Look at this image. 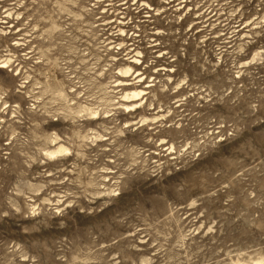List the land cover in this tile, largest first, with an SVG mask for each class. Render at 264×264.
<instances>
[{
	"label": "rangeland",
	"instance_id": "374dc122",
	"mask_svg": "<svg viewBox=\"0 0 264 264\" xmlns=\"http://www.w3.org/2000/svg\"><path fill=\"white\" fill-rule=\"evenodd\" d=\"M144 2L0 0V264H264V0Z\"/></svg>",
	"mask_w": 264,
	"mask_h": 264
},
{
	"label": "bare ground",
	"instance_id": "6f19581e",
	"mask_svg": "<svg viewBox=\"0 0 264 264\" xmlns=\"http://www.w3.org/2000/svg\"><path fill=\"white\" fill-rule=\"evenodd\" d=\"M143 1V5L145 6V8L146 7H148L147 5H146V3L144 2L145 0H142ZM119 2V1H118ZM136 2V1H135ZM134 2V3H135ZM133 3V4H134ZM114 4V3H113ZM120 4H124V3H120ZM108 5H111V4H109L108 3ZM124 6V5H123ZM113 6H111V7H109V8H112ZM120 9V7L119 6H117V7H115V9H114V11L116 12V14L118 15V14H121V15H123V13L124 12H122V11H118ZM7 11V10H6ZM8 12H9V10H8ZM11 12V11H10ZM9 12V13H10ZM5 15V14H4ZM6 15H7V12H6ZM10 15V14H9ZM5 17V16H4ZM8 17V16H7ZM12 17V16H11ZM9 18V17H8ZM116 19H117V24H116V26H117V28H118V31H119V35H122V33H123V31H124V29H122V27H124V25H125V23H124V20H123V17L122 16H120V17H116ZM113 21H115V20H113ZM126 22V21H125ZM116 23V22H115ZM116 29V28H115ZM133 34V33H132ZM134 36H136V34L134 35ZM30 37V36H29ZM152 38V37H151ZM132 40V39H131ZM18 41V40H17ZM23 41V40H22ZM153 42V41H152ZM18 43V42H17ZM20 43V42H19ZM154 43V42H153ZM113 44V43H112ZM114 44H115V42H114ZM119 45H120V49H122V50H126V53H124V55H125V57H126V59L128 60V58H130V60H129V63H131L132 65H136L137 64V61H138V53L140 52V51H137L136 50V46L135 47H131V46H133V43H131V44H129L128 46L125 44V43H123V39H121L120 40V42L118 43ZM149 44H150V42H149ZM151 46H153V45H151ZM124 52V51H123ZM7 62V61H6ZM9 62V61H8ZM2 64H5L4 62L2 63ZM6 65V64H5ZM125 65V64H124ZM0 66H3V65H0ZM127 66V65H126ZM125 67V66H124ZM162 68V67H161ZM122 69V68H121ZM131 70V66H127L126 68H124V69H122V70H120V72L121 73H123L124 75L123 76H126L125 75V73H127L128 71H130ZM138 70V69H137ZM140 71V70H139ZM136 71L134 70V73H135ZM138 72V71H137ZM136 72V74L134 75V77H132V81L135 79V81L134 82H136V81H140V76H139V73H137ZM129 73V72H128ZM122 75V74H121ZM137 79V80H136ZM126 80V79H125ZM121 81V80H120ZM119 81V82H120ZM128 82V81H127ZM134 82H130V83H125V82H123V84L125 85V84H131V83H134ZM137 83V82H136ZM120 84V83H119ZM136 85V84H135ZM146 86H149V85H146ZM145 91V90H144ZM127 92V93H126ZM126 93V94H125ZM122 94H125L124 95V97L125 98H123V99H121V101L122 102H120L121 103V105H120V103H119V105L120 106H122L123 105V111H124V109L126 110V112H128V113H130V114H133V113H135V112H138L140 109H144V108H142V104H141V100L143 99V94H144V92H143V90H141V89H133V90H131L129 93H128V91H124V93H122ZM120 99V98H119ZM117 102V101H116ZM114 104V103H113ZM79 108H80V106H78ZM91 107V106H90ZM89 107V108H90ZM117 107V106H116ZM79 108H77L78 109V111H80L79 110ZM88 108V109H89ZM119 108V107H118ZM152 109V108H151ZM84 110H86L85 108H84ZM77 111V112H78ZM91 111H92V109H91ZM89 112L90 113V115H92V117H90V118H93V117H95V115L94 114H96V113H94V112ZM93 111H94V109H93ZM107 111V110H106ZM81 112H82V110H81ZM107 112H109V111H107ZM106 113V112H105ZM82 114V113H81ZM81 114H80V116H81ZM98 114V113H97ZM96 114V115H97ZM79 115V114H78ZM100 116V115H99ZM98 116V117H99ZM124 116V115H123ZM132 116V115H131ZM140 116V115H139ZM146 116V115H145ZM145 116H143V117H140V121H141V123L142 124H144V123H147L148 121L150 122L151 121V123H153L152 121L153 120H156V117H154V115L152 116V117H150V118H148V117H145ZM158 116V115H157ZM160 116V115H159ZM162 116H163V114H162ZM85 117V116H84ZM87 117V116H86ZM105 117V116H104ZM161 117V116H160ZM88 118V117H87ZM124 119H126L125 117H124ZM135 119H138L137 117H135ZM159 119V118H158ZM125 121V120H124ZM130 121V120H129ZM157 121V120H156ZM133 122V121H132ZM138 122V121H137ZM155 122V121H154ZM99 123H101V122H99ZM125 123V122H124ZM99 126H100V124H99ZM102 126V125H101ZM104 127V126H103ZM104 129H105V127H104ZM93 131V130H92ZM97 132V131H96ZM94 134L95 133H93V135L92 136H94ZM100 134V133H99ZM98 133L97 134H95V135H99ZM102 136V135H101ZM100 136V137H101ZM53 137V136H52ZM95 137V136H94ZM97 137V136H96ZM99 137V138H100ZM55 138V137H54ZM98 138V139H99ZM93 139V138H92ZM101 139V138H100ZM93 140H95V138L93 139ZM65 148H67V147H65ZM65 148L64 149H61V150H65ZM51 150H53V149H51ZM56 151H58L57 149H56ZM49 153V152H48ZM51 153V152H50ZM49 153V154H50ZM54 153H55V151H54ZM57 153V152H56ZM62 152L61 151H59V153L58 154H61ZM64 153H66V152H64ZM68 153V152H67ZM66 153V154H67ZM53 155V154H52ZM263 262V261H262ZM260 260H257V261H254L252 264H263Z\"/></svg>",
	"mask_w": 264,
	"mask_h": 264
}]
</instances>
